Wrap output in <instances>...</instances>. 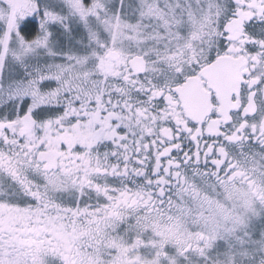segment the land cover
Here are the masks:
<instances>
[{
    "label": "snow or ice",
    "instance_id": "1",
    "mask_svg": "<svg viewBox=\"0 0 264 264\" xmlns=\"http://www.w3.org/2000/svg\"><path fill=\"white\" fill-rule=\"evenodd\" d=\"M0 264H264V0H0Z\"/></svg>",
    "mask_w": 264,
    "mask_h": 264
}]
</instances>
